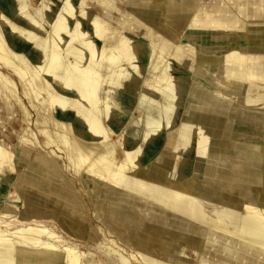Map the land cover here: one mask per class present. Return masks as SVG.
<instances>
[{
	"label": "rangeland",
	"instance_id": "1",
	"mask_svg": "<svg viewBox=\"0 0 264 264\" xmlns=\"http://www.w3.org/2000/svg\"><path fill=\"white\" fill-rule=\"evenodd\" d=\"M150 1L149 4L151 3L153 6L157 4L158 8L161 5L165 7H161L159 12L164 11L166 8L172 9V4L178 3L180 7L188 8L191 16L181 26L175 20L178 12L175 13L174 11L172 13V21L166 19L168 16L165 13H160L161 15L158 14L159 21L152 23L143 14L148 4L140 5L133 0H0V18L2 19H0V22L4 20L1 22L2 26L4 24L2 27L4 42L1 47L8 48L10 52L12 51L11 53L16 56H13V58L15 62L17 61V65H20V63L24 64V62L29 65H23L25 68L28 67V70L25 69L24 73L22 71L21 74L15 66L12 68L13 71L11 70L10 67L14 65V61L9 65H4L5 67L1 65L2 63L0 64L1 76L3 75V78L9 80L16 91L10 97L12 100L10 108L12 109L4 110L0 108V143L8 146L6 149L13 155L8 164L13 161V166L15 167L13 170H9L6 167L0 171V176H4V179L10 176L9 183H6L5 180L0 181V216L4 212L5 214L8 213V211L3 212L4 209H2L6 205L14 206L18 219L27 215L31 217L30 213L35 214L34 217L32 215V218L38 219L34 221L40 223L36 227L31 224L33 225L31 227L38 229L41 225L42 228L48 225V229L52 230L54 236L59 237L60 240L78 243L80 246L79 251L82 253L85 263L90 261V264H114L106 254L117 257L115 255L116 250L128 258L131 255H139L141 257V252H146L145 248L147 246L150 249L149 256H156L158 251L154 250L155 247L152 246L154 241L160 239L171 242V229L168 226L169 224L163 219L162 224L157 227L159 231L157 233L152 231L154 221L161 218V216L157 217V215L161 214L152 211V209H149L150 206H145L146 203H143L141 205V215L145 219L146 226L150 227V235L142 240L141 244L144 248H141V250L138 251V248L136 250L134 248H125L129 238L132 236L122 237V239L120 237L121 234L112 233V229L104 222L108 212V206L105 203L109 195L107 190H105L107 182L104 181L105 179L98 178L92 185L86 182L84 173L79 171L80 166L77 157L81 156L80 152L85 151L92 143H102L107 135L108 150L111 151L107 154V159L110 160L111 158L112 161L115 160L116 162L121 161L123 152L134 151L139 148L138 150L143 156L141 162L137 164V168L135 165L132 169L141 171L144 168H148L149 164L155 162L157 164H167L174 166L178 170L177 176L181 172L186 171L187 176L190 178L196 176L198 179H193V181L199 183L200 180L204 179V173L198 169L197 175L195 167L199 160L198 153L205 145V143H202V139L208 138L206 144L209 146L212 139L220 140V138L215 136L216 131L212 133L209 131L206 121H202V117L208 114L207 111H195L196 108L194 106H197L198 100L203 94V92L198 94L199 91H196L198 87L199 90H205L204 92L209 94H217L218 92V96L221 98L223 96L229 102L240 105L243 111L253 113L256 109L264 110V103L257 105L248 104V101L254 99V97L256 99L263 95L264 91L262 89L242 94L234 93L224 88L222 90L218 84L221 78L219 76L220 73L211 75L210 73H198L196 70L198 63L201 64V61H196V53L199 52L202 56H210L211 54L222 56L223 54L220 52L222 48L207 46L194 35L190 37L187 34L188 29L190 26L193 29L194 26L195 29L193 30L198 32L206 23H210L209 25L212 26L220 24L221 21L218 19H210L209 21L207 15L214 13V10L228 8L230 6L229 3L224 4L222 3L223 0H174V3L173 0L172 2L170 0H157V3L156 0ZM215 14L216 17H219V13ZM233 16L237 17V13L234 12ZM100 27L104 32L101 33L102 37L98 36L101 30L99 29ZM188 36L194 38L192 39L193 41ZM122 39L126 40V44L128 43L131 49L127 47L124 49L120 45L117 48V43L121 42ZM87 42L89 44L93 43L91 47L94 48H90ZM105 45H107L108 49ZM96 47L99 49H95ZM124 50L125 52L129 51L125 53ZM56 52L58 53L57 58H55ZM91 53L96 55L94 62L89 60ZM51 56H54L52 58L54 59L53 61ZM111 56V61H113L109 63L106 59L110 60ZM103 59H105L104 61L107 64L103 62ZM95 63L98 65L103 63V65L97 68ZM219 68L217 67V70L221 71ZM15 70L18 73H15ZM49 70L52 71L50 72ZM80 75L84 78L82 79ZM85 75H90L93 80L96 79L92 81L90 80L91 78H88V81L95 82V86L93 87V83L92 87L95 95L97 94L95 102L91 104L89 103L90 101L81 98L76 91L79 87L78 85L83 80L86 81ZM167 75L169 78H167ZM162 78H164V82L160 83L159 80ZM77 80L78 83L76 82ZM138 82L140 90L136 91L138 93L136 94L132 88ZM194 83L196 87H194ZM167 86L170 91L166 94ZM162 92H165V94ZM77 101L81 108L78 112L73 111V106ZM156 103L158 104L156 105ZM61 106H65L63 107L64 109ZM92 106L93 108H91ZM164 109L167 110L165 111ZM191 110L193 112H190ZM92 113L93 115L95 114L98 124L100 123L96 129L97 133L94 132L95 136L86 135L85 132L89 114L91 115ZM187 121L189 122L188 126H184L183 123ZM57 122H60L61 126L63 123V128L66 126L70 132V137L66 138L67 141L58 135V133L62 134V132L59 131L61 127H59ZM234 122L237 121L234 119ZM257 124L254 122L249 126L251 129L260 131ZM154 129L160 135L148 141L146 135ZM226 129L229 130L228 127ZM186 132L191 134L188 135ZM262 132H264V128H262ZM25 134L28 136L25 137ZM175 136H178L179 140L174 139ZM76 139H81L83 142L81 140L77 142ZM21 140L26 143L24 148L22 147L24 143H20ZM248 145L246 146L247 149H251L252 146H258L263 151L262 156H260L261 160L257 161L256 165L264 164V141L255 140L249 142ZM103 148L106 149V147H102L100 152H102ZM165 149L167 151H164ZM77 151H80L78 153L80 154L79 156L75 153ZM231 153L236 158L234 153ZM34 154L38 155V158H43L47 164L38 162ZM51 160L58 162V164H54L52 161L57 173H55V170L54 172L51 171V168H53L51 166L52 163L50 164ZM257 167L259 170H263L261 167ZM5 172L7 173L5 174ZM105 174L103 172L101 174L102 177H106ZM161 174L165 177L167 176L166 174ZM51 184L56 185V187L61 185L57 194L51 193ZM72 195L76 197L74 200L78 203L77 207L81 208V213H75L73 208L65 211L64 217L70 222H74L75 219L83 222L82 228L84 232L81 231V234L78 235L74 234L70 227L68 228L70 224L68 220L60 221L59 219L51 218V213H54V209H58L57 207L60 208L64 203L69 202V197ZM207 205H205L206 209L209 210L212 217L219 214L220 211L214 210L212 206L208 205L209 208ZM212 210L214 211L211 212ZM24 214L26 215L24 216ZM6 215L3 216L4 220L7 221L11 218L12 213H10V218L8 214ZM25 218L28 219L27 217ZM0 222L1 228H4V225H6L5 221L0 219ZM119 230L122 231V229ZM94 232L100 235L102 241L100 244L104 250L91 246V244H94L92 242ZM134 234H137L136 230ZM48 235L46 234V236ZM171 244L174 245L173 242ZM177 250L178 248L174 247L173 251L175 254L171 256L165 253L158 255L165 261L173 263L177 256L184 255L178 253ZM135 251H138V253ZM209 251L206 252V256L212 257L214 249L210 247ZM60 252L62 251L60 250ZM183 252L191 260H195L196 255L193 254L191 248H185ZM15 255L17 253L12 254V256ZM200 257H202L201 254ZM198 259L195 260L194 264H199L196 263ZM129 264L152 263H143L138 258H133ZM177 264L181 263L177 262Z\"/></svg>",
	"mask_w": 264,
	"mask_h": 264
},
{
	"label": "bare ground",
	"instance_id": "2",
	"mask_svg": "<svg viewBox=\"0 0 264 264\" xmlns=\"http://www.w3.org/2000/svg\"><path fill=\"white\" fill-rule=\"evenodd\" d=\"M133 1L140 5H144L145 3L146 5L148 4L143 14L152 23H156V21H159L158 14L160 13H165V15L168 16V18L165 16L166 19L168 21H172V13L174 11L175 13L178 12L176 14L175 20L177 24H180L181 26L186 21H188L191 16L190 10L186 7H180L178 3L172 4V9L166 8L167 10L165 9L164 11L159 12L161 7H165L161 5V7L158 8L157 4L155 3L154 4L156 5V7H154L155 5L153 6V4H149L150 0ZM152 1L153 0H151L150 2ZM170 1L172 2V0ZM222 3H229L230 6L225 9L220 8L221 10H214V13L207 15L209 21L210 19H218L219 21H221L220 24L212 26L209 25L210 23H206L201 27L199 31L196 29L198 32L193 30L195 29L194 26L193 29L191 28V26L188 29L187 34H189L190 37L194 35L198 40L202 41L207 46H217L222 48V50L220 51L223 54L222 56H216L214 54H211L210 56H202L201 53H196V61H201V64L197 62L198 67L196 68V70L198 73H210L211 75L213 73H220L219 76L221 78L218 84L219 88L222 90L224 88L231 92L240 94L258 89H262L264 91V0H223ZM234 12L237 13V17L233 16ZM215 13H219V17H216ZM1 22L0 64L2 63L1 65L4 66L6 64H11V62L14 61L13 56H16L13 55V53H11L12 51L10 52L8 48L1 47L4 42V38L2 36V27L4 26V24L2 26ZM196 28L198 27L196 26ZM99 29H101V27ZM16 30L18 31V29ZM102 30L103 29L99 31L100 33L97 32L99 33V35H97L100 37H102L101 33H104ZM149 31L151 30L149 29ZM190 39L192 40L194 38ZM91 44L93 43H88L90 48H94L91 47ZM127 44L126 40L122 39L121 42L117 43V48H119L120 45L124 49H126V47L128 49H131V47H129V44ZM106 46L107 45H105V47ZM95 49L98 50L99 48L96 47ZM133 51L135 53L134 49ZM57 54L58 53L56 52L55 58H57ZM69 54L72 55L70 52ZM53 57L54 56H51V59ZM115 57L113 58L115 59ZM89 58L91 62H94L96 55L91 53ZM101 58H103V56H101ZM111 59L112 56L110 60H106L110 63ZM53 60L54 59H52V61ZM104 60L105 59H103V62H106ZM16 62L14 61V65H11L12 67L9 66L11 70L15 66L19 73L21 72L22 74V71L24 73V70L28 68H25L24 64L27 63L23 61L24 64H21L19 62L20 65H17ZM96 65L97 68H100L99 66L103 65V63L100 65ZM27 66L29 65L27 64ZM217 67L221 71H218ZM52 68L54 67L52 66ZM18 72H16L15 70V73ZM88 76L85 77L86 81H80L81 83L80 85H78V89L75 90L78 92L81 98L90 101L89 103L91 104L95 102L97 94L95 95L93 89V87L95 86V82L88 81V78H91L90 75ZM81 78L83 79L84 77L81 76ZM167 78H169L168 75ZM90 80L95 81L96 79L93 80L91 78ZM76 82L78 83V80ZM159 82H164V78L160 79ZM93 83L94 85L92 87ZM194 87H196L195 83ZM168 89L166 90V94L168 91H170V89ZM132 90L133 92L135 91V93L136 91L140 90L139 82L132 88ZM196 91H199L198 94H201L200 92H203V94H201L203 97L200 96L201 98L200 100H198L197 106H194L196 108L195 111H207L208 114L202 117V121H206L208 123L209 131L211 133L216 131L217 133L215 134V136L220 138V140L212 139V141L209 143V146H207L206 144L208 138L202 139V143H205V145L203 149L200 150L198 153L199 160L195 167L196 173L198 172V169L202 171V173H204V179L200 180V182L203 181L202 183L193 181V179L198 178H196V176L190 178L189 176H187L186 171L181 172L179 176H177L178 170L174 166H169L167 164H157L155 162L149 164L148 168H144L141 171L132 169L135 165V167L137 168V164L141 162V158L143 155H141L140 150H138L139 148L134 151L131 150L128 152H123L121 161L119 160L116 162L114 159V161H112L111 158L110 160L107 159V154L111 152L108 150L109 145L107 135L106 138L103 139L102 143H92V145L89 144L91 146H88L85 151L75 152L77 154L79 152L81 153V156H79L80 154H76L77 156H79L77 157V161L80 166L79 171H82L84 173L85 179L87 180L86 182L88 184H94L97 178L102 180L105 179L104 181L107 182V187L105 188V190H107V193L109 195L108 198L105 200V203L108 206V212L106 214L104 222L112 229V233H119V235L121 234V238H127L128 236H132L129 238L127 245H125V248H134L135 250L138 248V251L141 250V248H144L141 244L142 240L146 239L150 235V227L146 226V222L144 221L145 219H143L141 215V205L143 203H146L145 206H150L149 209H152V211L161 214L157 215V217L161 216V218L156 219L154 221L152 231L156 233L159 231V228L157 227L162 224L163 219H165L166 223L169 224L168 226L171 229V242H167L165 240L160 239L154 241V244L152 246L155 247L154 250L158 251L156 256H149L150 254L148 253L150 249L147 248L148 246L145 248L146 252H141V257L139 255H131L128 258L123 254H120L119 251L116 250L115 255L117 257H113L114 255L106 254L108 258H111V261L114 262V264H129L130 260L133 258H138L139 260L143 261V263L150 262L152 264H177V262H180L181 264H194L197 258L199 259L196 263L199 264H264V164L256 165V163H258L257 161L261 160L260 156H262L263 151H261L258 146H252L251 149L246 148V146H249V142L255 140L264 141V132H262V128H264V110L256 109L253 111V113H249L243 111V108L240 107V105L229 102L228 100L223 98V96L222 98L218 96V92L217 94H209L204 92L205 90H199V87ZM12 93L15 94L16 91L13 88L11 82L3 78V75L1 76L0 73V108H3L4 110L12 109L10 108L12 106V100L10 98ZM163 94H165V92ZM262 94L263 95H260L256 99L254 97V99L248 101V104H263L264 92ZM167 97L169 96L167 95ZM157 104L158 103H156V105ZM91 108H93V106ZM73 109V111L76 112L81 110L78 101L76 102V104H74ZM87 112L89 111L87 110ZM190 112L193 111L191 110ZM94 115L93 113L91 115L89 114L87 128L85 129L86 135L95 136L94 132L97 133L96 129L100 123L98 124V120ZM234 119L237 122H234ZM254 122L258 123L257 125L260 128V131L251 129L249 125ZM188 123V121L184 122L183 125L188 126ZM57 124L59 125V127H61V130L59 129V131L62 132V134H59L57 132L58 135H60V138L66 140L67 137H70V132L67 130L66 126L65 129L63 128V123L62 126L60 122H57ZM227 127L229 128V130L226 129ZM187 134L189 135L191 133L189 132ZM158 135L160 134H158L156 129H154L147 133L146 139L149 141L150 139H153ZM27 136L28 135L25 134V137ZM174 139L179 140V137L175 136ZM224 139H228V141ZM79 140H77V142ZM81 142L83 141L81 140ZM20 143L23 144L24 142L21 140ZM25 144L26 143L23 144V148ZM102 147H106L107 149L106 150L105 148H103V153L100 152ZM6 148H8V146H5V144L0 143V171L2 169H5L6 167H8L7 169L9 170L15 169V167L13 166V161L8 164L10 159H12L13 155ZM164 151L167 150L165 149ZM231 152L234 153L236 158L231 155ZM34 156L37 157L35 159H37V161L41 164H47V162L43 160V158H38V155L35 154ZM52 161L53 160H51L50 164L52 163ZM53 163L58 164L56 160L53 161ZM52 164L51 166L53 168H51V171L54 172L55 170V173H57L55 165ZM257 166L261 167L263 170H259ZM103 172L106 173V177H102L101 174ZM6 173L7 172H5V174ZM161 173L166 174L167 176L165 177ZM3 177L0 176V181L5 180L6 183H9L8 181L10 176L5 179ZM172 180L176 181L172 182ZM60 186L61 185L56 187V185L51 184V193L57 194V192H59L58 188ZM75 198L76 197L72 195L71 197H69V202L64 203L60 208L57 207L58 209H54L55 211H53L54 213H51V218L55 220L59 219L60 221L68 220L64 217L66 213L65 211L73 208L75 213H81V208L77 207L78 203H76V200H74ZM207 204L210 207L212 206V209L220 211L219 214H217L215 217H212V215H210L211 213H209V210L206 209L205 205ZM2 209H4L3 212L8 211V213L6 214L9 215V218L11 216L10 213H12V216L10 219L6 217L7 219H9L7 221L4 220L3 216L6 215L5 212L4 214L2 212L3 218L2 216H0V219H2V221H5L6 223V225H4V228H1L0 225V264H90V261H87L86 263L84 262V258H82V253L79 251L80 246L78 243H69L64 240H60L59 237L54 236L52 230L48 229V225L46 226L47 228L45 227L46 229L42 228V225L38 227V229H34L36 225H39L40 222L37 223L38 221H34L38 219H33L32 213H30L31 217H28V215L25 216L26 214H24V216L28 219L23 216L22 217L25 219H23L22 217L18 219L13 205H6ZM214 210H212L211 212H213ZM31 224L35 225V227H31L33 226ZM82 226L83 222L79 219H75L74 222H70L68 228L70 227V230L73 231L74 234L76 233L78 235L81 234V231L84 232ZM119 229H122V231ZM135 230L137 231V234H134ZM46 234L49 235L46 236ZM93 235L94 237L92 238V242L94 244H91V246H93L94 248H99L100 250H104L103 246H101L100 244L102 243L100 235L97 232H94ZM172 242L174 245L171 244ZM174 247L178 248V253L184 254L183 256H177L175 262L169 263L164 259L160 258V256L158 255L161 253H165L171 256L175 254L173 251ZM210 247L214 249L212 257L206 256V252H210ZM185 248H191L193 254L196 255L195 260H191L190 257H187L185 255V253L183 252ZM60 250L62 252H60ZM138 251L135 252L138 253ZM16 253L17 255L12 256V254ZM200 254L202 255V257H200Z\"/></svg>",
	"mask_w": 264,
	"mask_h": 264
}]
</instances>
